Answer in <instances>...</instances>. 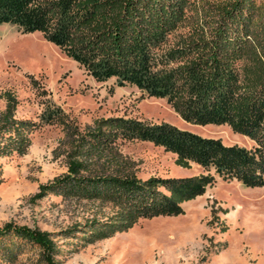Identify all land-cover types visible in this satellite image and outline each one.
I'll use <instances>...</instances> for the list:
<instances>
[{"label": "trees", "instance_id": "16d2710c", "mask_svg": "<svg viewBox=\"0 0 264 264\" xmlns=\"http://www.w3.org/2000/svg\"><path fill=\"white\" fill-rule=\"evenodd\" d=\"M0 23L41 32L96 80L112 76L118 84L164 97L188 123L227 124L253 141L246 149L164 122L98 118L92 130L73 140L65 171L39 184L32 197L98 201L110 205V214L56 232L3 222L0 264H19L28 252H33L24 258L28 264H58L55 236L78 233L92 243L141 218L178 215L180 204L202 194L214 174L245 186L264 183L263 1L220 0L203 7L197 0H0ZM184 26L172 46L161 48ZM0 97V156L21 155L38 123L14 117L12 93L3 91ZM59 115L58 108H48L43 119L64 123ZM132 139L161 146L175 153V164L188 167L192 161L205 173L141 179L111 153L116 141Z\"/></svg>", "mask_w": 264, "mask_h": 264}, {"label": "rangeland", "instance_id": "374dc122", "mask_svg": "<svg viewBox=\"0 0 264 264\" xmlns=\"http://www.w3.org/2000/svg\"><path fill=\"white\" fill-rule=\"evenodd\" d=\"M219 1L197 0L203 7ZM189 13L194 17V10ZM186 28L168 35L161 48L172 46ZM3 91L15 96L14 117L38 124L23 154L0 156V225L12 221L56 232L110 214V205L98 201L54 194L32 197L39 184L65 171L73 140L92 130L98 118L164 122L224 145H253L227 124L184 121L164 97L149 96L133 84H118L112 76L94 79L41 32L25 33L10 23H0V94ZM3 107L0 97V110ZM55 107L64 123L44 121L47 109ZM111 153L141 179L205 173L192 161L188 167L175 164V153L148 141H116ZM213 176L202 194L180 204L178 215L141 218L127 230L92 243L78 233L55 236L58 264H264V183L245 186L234 178ZM32 253L22 255L19 264H28L24 258Z\"/></svg>", "mask_w": 264, "mask_h": 264}]
</instances>
